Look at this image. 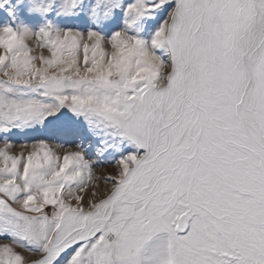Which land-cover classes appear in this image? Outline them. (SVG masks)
<instances>
[{"label":"snow or ice","instance_id":"obj_1","mask_svg":"<svg viewBox=\"0 0 264 264\" xmlns=\"http://www.w3.org/2000/svg\"><path fill=\"white\" fill-rule=\"evenodd\" d=\"M0 264H264V0H0Z\"/></svg>","mask_w":264,"mask_h":264},{"label":"rangeland","instance_id":"obj_2","mask_svg":"<svg viewBox=\"0 0 264 264\" xmlns=\"http://www.w3.org/2000/svg\"><path fill=\"white\" fill-rule=\"evenodd\" d=\"M14 151H17V152H18V151H19V148H17V149H14Z\"/></svg>","mask_w":264,"mask_h":264}]
</instances>
